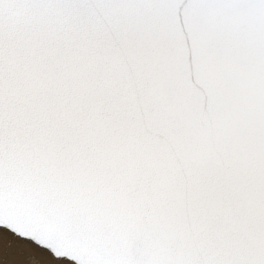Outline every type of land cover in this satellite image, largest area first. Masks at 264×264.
<instances>
[{"label":"snow or ice","instance_id":"1","mask_svg":"<svg viewBox=\"0 0 264 264\" xmlns=\"http://www.w3.org/2000/svg\"><path fill=\"white\" fill-rule=\"evenodd\" d=\"M2 264H264V0H0Z\"/></svg>","mask_w":264,"mask_h":264},{"label":"rangeland","instance_id":"2","mask_svg":"<svg viewBox=\"0 0 264 264\" xmlns=\"http://www.w3.org/2000/svg\"><path fill=\"white\" fill-rule=\"evenodd\" d=\"M0 264H2V261H0Z\"/></svg>","mask_w":264,"mask_h":264}]
</instances>
